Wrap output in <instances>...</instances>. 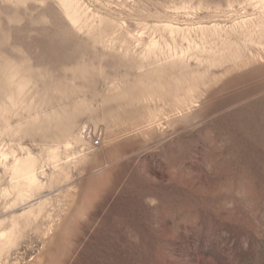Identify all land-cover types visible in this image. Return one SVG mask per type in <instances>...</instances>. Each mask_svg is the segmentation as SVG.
<instances>
[{
    "label": "rangeland",
    "instance_id": "rangeland-1",
    "mask_svg": "<svg viewBox=\"0 0 264 264\" xmlns=\"http://www.w3.org/2000/svg\"><path fill=\"white\" fill-rule=\"evenodd\" d=\"M75 1L77 25L59 0H0V101L9 92L4 73L28 81L10 115L14 137L0 119V148L38 154L50 139L38 129L52 138L74 111L75 134H100L94 147L81 135L84 144L61 150L68 179L41 193L47 205L37 222L17 218L16 244L0 264H264V33L256 44L240 41L236 62L209 68L185 55L186 72L204 74L187 108L151 101L158 118L147 127L137 100V81L154 69L165 68L166 89L179 75L166 57L187 44L173 42L167 24L198 41L199 27L257 18L264 1ZM152 39L163 53L142 60ZM78 150L87 158L73 162ZM34 202L9 208L0 196L1 227Z\"/></svg>",
    "mask_w": 264,
    "mask_h": 264
},
{
    "label": "bare ground",
    "instance_id": "bare-ground-1",
    "mask_svg": "<svg viewBox=\"0 0 264 264\" xmlns=\"http://www.w3.org/2000/svg\"><path fill=\"white\" fill-rule=\"evenodd\" d=\"M234 1L238 0H232L231 2ZM59 3L64 14L73 25L84 22L75 0H59ZM228 6L232 7L233 5L229 3ZM263 14L258 17L256 16L257 18L254 17V19H241L242 21H237L236 24L234 22L229 28H222L216 24L201 26L196 34L198 41L193 38L190 30L167 24L164 29L168 32L172 41L175 42L176 37L179 36L187 44L184 48L180 47L179 51L174 47L173 52H170L166 57L168 60L166 61L169 64L168 71L172 73L179 72V75L175 74V76H172L175 77V82L167 89L163 87L164 84L161 81L166 72L165 68L154 69L152 77L147 82H144V79L137 81V86L140 85L142 90L140 89L138 97H136L138 102L142 103L145 108V111L138 118L139 122L144 126L150 127L157 121L158 110H151L148 105L156 99L161 100L166 98L167 103L178 111L187 108L191 102L197 83L203 78L204 74L198 76L192 72H186L189 65L187 64L189 63V57L188 60H185L186 57L184 56L190 54L200 65L205 63L209 68L219 66L223 61L236 62L240 60L243 56V46L256 44V39L261 37V33H264L262 32L264 31ZM240 41L243 42V46L240 44ZM138 42L140 41L138 40ZM160 44L159 41L153 39L145 44L143 55H141L142 60L155 55L158 51L163 53L159 49ZM201 53H205L206 55ZM4 76L9 92L6 94L5 99L0 101V119L3 121L2 131L1 129L0 131L12 138L18 132V129L15 128L16 125L14 127L10 125V115L13 114L18 106L22 107L24 98L22 101L20 100V96L25 95L24 92L28 88V81L24 76H20L17 70L7 71L4 73ZM165 84L170 85L171 83ZM127 89H123L120 95H125V90ZM75 114L76 111L65 116L64 121L56 127V132H54L52 138L49 135H45L43 128L38 129H42L41 134L44 138H50V141L44 140L42 143L43 147L38 154H34L27 147L20 145L19 148L17 146L18 149L11 145L7 146V148H0V196L7 200L9 208L18 203L25 204L35 201L24 208L17 216L11 215L10 227H1L3 220H0V257L16 244L17 228L19 226L17 218L22 220L24 226L37 222L46 212L47 205V199L46 197H42L41 193L46 188H50L52 185L68 179L70 168L66 166V163L62 164L60 162V152L61 150H71L76 144L82 145L85 143L80 131L77 134L73 132V118ZM46 117H49V115H46ZM73 155V162L87 158V155L82 150L73 152ZM47 165H51L49 172L46 171ZM3 176L6 179L4 182H1Z\"/></svg>",
    "mask_w": 264,
    "mask_h": 264
},
{
    "label": "built area",
    "instance_id": "built-area-1",
    "mask_svg": "<svg viewBox=\"0 0 264 264\" xmlns=\"http://www.w3.org/2000/svg\"><path fill=\"white\" fill-rule=\"evenodd\" d=\"M81 134L84 138L87 137L90 139L91 145H93V147L99 143V140H100L99 132H96V131L90 132V130L84 127L81 130Z\"/></svg>",
    "mask_w": 264,
    "mask_h": 264
}]
</instances>
